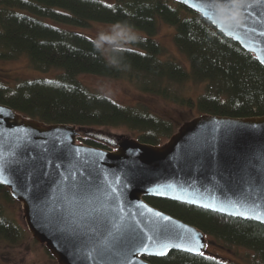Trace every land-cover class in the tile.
Masks as SVG:
<instances>
[{"label": "water", "instance_id": "1", "mask_svg": "<svg viewBox=\"0 0 264 264\" xmlns=\"http://www.w3.org/2000/svg\"><path fill=\"white\" fill-rule=\"evenodd\" d=\"M173 1L264 67V0H239L232 7L225 0ZM84 133L0 104V184L22 206V226L57 264H151L143 258L205 253V233L146 199L264 226L255 218L264 214V117L201 115L166 144L124 139L114 151L79 143ZM157 227L167 231H153ZM143 236L153 238L143 239L147 251ZM161 244L168 245L166 255H157Z\"/></svg>", "mask_w": 264, "mask_h": 264}, {"label": "trees", "instance_id": "2", "mask_svg": "<svg viewBox=\"0 0 264 264\" xmlns=\"http://www.w3.org/2000/svg\"><path fill=\"white\" fill-rule=\"evenodd\" d=\"M42 19L81 29L93 22L113 24L143 30L150 37L131 38V50L116 46L108 61L84 33ZM159 23L175 30L174 43L187 57L190 70L174 58H166L167 50L152 38ZM23 58L37 73L59 74L12 83L0 78V104L47 125L82 129L81 144L105 151L115 150L116 145L105 138L117 131L126 129L142 144L161 146L174 134L175 126L147 109L121 106L92 91L78 79L82 75L138 79L143 92L196 109L199 116L264 117V67L200 15L173 0H117L114 4L100 0H0V62ZM188 83L203 87L205 92L196 99L185 95ZM174 86L180 91H173ZM0 196L15 202L1 184ZM146 202L196 227L227 250L236 247L253 252L264 264L263 225L168 200ZM28 234L23 226L6 218L0 204V239L18 244ZM143 259L151 264H234L206 254L175 251L163 259Z\"/></svg>", "mask_w": 264, "mask_h": 264}, {"label": "rangeland", "instance_id": "3", "mask_svg": "<svg viewBox=\"0 0 264 264\" xmlns=\"http://www.w3.org/2000/svg\"><path fill=\"white\" fill-rule=\"evenodd\" d=\"M100 1L108 4H114L117 0ZM22 13L29 14L23 11ZM42 20L46 23H50L70 31L84 33L98 44L104 58L108 61L111 60V52L116 46H119L122 49L131 50L133 49L131 38L134 40L133 38L150 37V35L143 30L113 24L93 22L89 28L81 29L57 24L48 19ZM174 36L175 30L173 28L165 25L164 23H159L157 35L152 38L167 50L166 58H174L185 69L190 70L187 57L178 50L174 43ZM28 61L29 60L27 58H23L13 62H0V78L4 81L12 83L21 80H35L41 78L51 79L55 75L59 74V72H51L49 74H43L40 72L37 73L31 70ZM78 79L92 91L108 97L121 106L129 108H144L147 109L149 113L157 117L170 120L175 126L174 134L185 122H189L200 115L196 109L182 107L178 103L164 99L156 94L143 92L139 89L140 80L138 79L129 81L126 79H113L96 75H82L79 76ZM174 90L177 92L180 91V89L176 86H174L173 91ZM204 92L205 89L203 87L188 83L185 87L184 94L196 99ZM113 134L114 135L108 136L105 139L115 144L116 148L118 143L124 139H136L135 134L126 129L117 131ZM115 134L117 136H115ZM169 139L164 140L163 144H166ZM0 204L4 209V215L6 218L15 222L17 225L22 226V206L17 202L11 203L7 199L3 198V196H0ZM207 240L208 244L205 248L206 255L218 258L226 263L260 264L259 260L255 258L253 252L236 247L228 248L230 250H227L211 237H207ZM0 264L57 263L49 255L45 247L35 242L31 235L28 234L26 238L18 244H11L0 239Z\"/></svg>", "mask_w": 264, "mask_h": 264}, {"label": "snow or ice", "instance_id": "4", "mask_svg": "<svg viewBox=\"0 0 264 264\" xmlns=\"http://www.w3.org/2000/svg\"><path fill=\"white\" fill-rule=\"evenodd\" d=\"M236 3H239V0H225V6L226 7H232V5L236 4ZM239 26V25H237ZM261 35H264V32L261 33ZM0 182H3V181H0ZM156 216L158 217H161V213H155ZM240 215H245V213H240ZM255 218L258 219V220H264V214H261V213H255ZM162 219L164 221H170V217H167V216H163ZM153 231H156V232H159V233H164L167 231L166 228L164 227H157L155 229H153ZM144 238H147L148 240H152L153 238L151 236H143L141 237V249L142 251H147V245L143 244V239ZM173 247H176V248H179L180 245H173ZM160 248L161 250L157 253V255H166L167 253V249H168V245L166 244H161L160 245ZM185 251H188V252H196L198 251L197 249H194V248H187V249H184ZM200 255H203V253H198Z\"/></svg>", "mask_w": 264, "mask_h": 264}]
</instances>
